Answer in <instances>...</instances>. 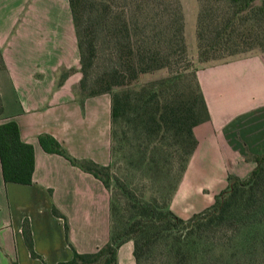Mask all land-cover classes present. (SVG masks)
<instances>
[{
    "label": "trees",
    "instance_id": "trees-1",
    "mask_svg": "<svg viewBox=\"0 0 264 264\" xmlns=\"http://www.w3.org/2000/svg\"><path fill=\"white\" fill-rule=\"evenodd\" d=\"M258 1V5H252ZM78 54L80 102L110 97V159L120 153L128 167L148 180L169 186L165 196L144 200L131 194L101 166L75 160L50 136H38L41 148L98 180L109 193L110 237L92 253L72 251L55 264H115V251L132 243L135 264L159 251L161 264H264V154L253 156L254 168L227 185L213 203L188 219L176 217L168 203L196 140L192 129L208 121L196 70L172 72L185 60L183 20L178 0H67ZM197 59L223 62L264 46V0H198ZM262 39V40H261ZM189 65L186 63V70ZM166 69L169 74L139 88L122 87L139 75ZM5 67L0 53V71ZM59 73L56 86L73 72ZM0 101V171L4 183L29 185L33 152L21 142L17 125L2 116ZM52 215L63 220L54 208ZM22 238L31 258L30 231ZM9 264H16L10 262Z\"/></svg>",
    "mask_w": 264,
    "mask_h": 264
},
{
    "label": "crops",
    "instance_id": "crops-1",
    "mask_svg": "<svg viewBox=\"0 0 264 264\" xmlns=\"http://www.w3.org/2000/svg\"><path fill=\"white\" fill-rule=\"evenodd\" d=\"M0 53L12 103L2 116L16 123L21 142L33 152L29 185L4 183L0 171V264H55L69 260L72 251L92 253L110 237L109 193L38 143L47 135L75 160L110 163L109 95L80 102L74 94L80 73L67 0H0ZM68 69L74 71L56 86L60 71ZM196 79L208 121L192 129L196 147L172 203L202 171L206 148L221 186L227 176L246 179L254 168L251 157L264 154V55L205 66ZM52 208L63 216L66 232ZM23 221L38 258L24 245ZM115 264H135L131 241L117 247Z\"/></svg>",
    "mask_w": 264,
    "mask_h": 264
},
{
    "label": "rangeland",
    "instance_id": "rangeland-1",
    "mask_svg": "<svg viewBox=\"0 0 264 264\" xmlns=\"http://www.w3.org/2000/svg\"><path fill=\"white\" fill-rule=\"evenodd\" d=\"M181 8L182 20H183V41L185 46V60L178 62L171 67L172 72L176 73H188L189 71L200 70L201 68L218 64L220 62H212L208 64H200L197 59V43H196V18L199 9L198 0H178ZM258 1H255L252 5H258ZM262 40V39H261ZM264 44V41H262ZM264 55V46L261 48H254L246 55ZM186 63L189 65L186 70ZM0 71V101L3 110L8 111L12 109L11 98L5 89V83L1 76ZM169 72L166 69H161L151 73L139 75L134 81H124L122 87L126 88H139L145 83L159 80L166 77ZM74 94L80 100L78 95L77 85L74 89ZM110 139V130H109ZM110 153V150H109ZM253 158V156L251 157ZM111 174L123 183H130V186H126L132 195L137 198L148 200L150 198H156L158 201L161 197L165 196L169 186H159V181L148 180L147 176L135 167H128L126 159L122 158L120 153H113L111 156ZM204 167L201 172H197L194 175V179L189 186H183L182 191L176 196L172 203V198L168 203L170 211L178 218L188 219L193 213H198L210 206L213 203L214 195H217L227 185L221 186L219 181V174L214 155L211 149L205 150ZM178 187V186H177ZM175 212V213H174ZM182 219V218H181ZM159 251L153 252L146 261H142L141 264H161Z\"/></svg>",
    "mask_w": 264,
    "mask_h": 264
}]
</instances>
